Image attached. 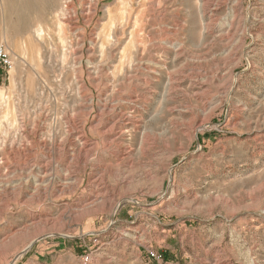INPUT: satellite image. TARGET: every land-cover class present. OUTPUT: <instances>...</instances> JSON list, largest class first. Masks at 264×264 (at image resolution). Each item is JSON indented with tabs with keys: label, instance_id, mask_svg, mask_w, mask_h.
<instances>
[{
	"label": "rangeland",
	"instance_id": "1",
	"mask_svg": "<svg viewBox=\"0 0 264 264\" xmlns=\"http://www.w3.org/2000/svg\"><path fill=\"white\" fill-rule=\"evenodd\" d=\"M0 43V264H264V0H0Z\"/></svg>",
	"mask_w": 264,
	"mask_h": 264
},
{
	"label": "built area",
	"instance_id": "2",
	"mask_svg": "<svg viewBox=\"0 0 264 264\" xmlns=\"http://www.w3.org/2000/svg\"><path fill=\"white\" fill-rule=\"evenodd\" d=\"M12 66V55L8 48L0 43V69L10 68ZM151 258L156 257V253L154 251H150Z\"/></svg>",
	"mask_w": 264,
	"mask_h": 264
},
{
	"label": "bare ground",
	"instance_id": "3",
	"mask_svg": "<svg viewBox=\"0 0 264 264\" xmlns=\"http://www.w3.org/2000/svg\"><path fill=\"white\" fill-rule=\"evenodd\" d=\"M17 20H18V18H16ZM19 22V21H18ZM22 22H23V20H22ZM25 23V22H24ZM13 25V24H12ZM16 27V26H15ZM108 128V127H107Z\"/></svg>",
	"mask_w": 264,
	"mask_h": 264
}]
</instances>
